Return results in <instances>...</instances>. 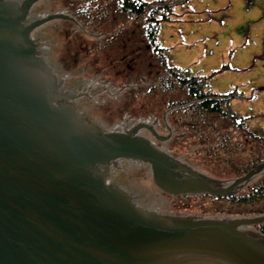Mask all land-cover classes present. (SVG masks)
I'll return each mask as SVG.
<instances>
[{
  "label": "water",
  "instance_id": "1",
  "mask_svg": "<svg viewBox=\"0 0 264 264\" xmlns=\"http://www.w3.org/2000/svg\"><path fill=\"white\" fill-rule=\"evenodd\" d=\"M70 2L75 0H24L15 10L0 3V46L7 48L0 56V264H149L153 254L173 264H264V235L252 225L264 215L202 216L195 215L200 210L174 209L172 197L154 181L157 174L172 181L177 193L196 189L222 196L259 174L264 162L239 177L199 171L191 152L163 150L178 136L157 129L152 116L131 115L132 92L96 75L100 67L89 59L88 42L105 35V29L81 24ZM26 4H34L29 18L43 20L27 24ZM54 12L64 17L43 24ZM54 83L57 91L50 92ZM81 92L72 108L93 126L74 127L45 101ZM102 107L118 113L112 118L100 113ZM147 123L149 129L141 130ZM115 125L124 130L106 131ZM164 151L194 178L177 179ZM122 157L149 161L153 169ZM109 159H115L110 182L129 191L134 201L93 169L94 161ZM151 209L157 218H176L160 223Z\"/></svg>",
  "mask_w": 264,
  "mask_h": 264
},
{
  "label": "rangeland",
  "instance_id": "2",
  "mask_svg": "<svg viewBox=\"0 0 264 264\" xmlns=\"http://www.w3.org/2000/svg\"><path fill=\"white\" fill-rule=\"evenodd\" d=\"M82 2L86 4L87 0L70 2V9L75 11L76 6L82 4ZM212 3L216 5L215 8L208 6V0H187L182 5H176L175 12L178 14L173 15V20L162 22L160 29L166 23H169L167 24L169 27H172L171 25H178L187 29L191 26L195 30L192 32L184 30L181 33V45L186 48L189 47L192 50L188 49L179 53L178 49L173 47L171 55L175 62H181L183 61V57L188 59L191 56H193L192 60H196L197 57L194 56H199L200 54L199 60L207 66L220 62V65L217 67L219 69L224 63L231 65L232 54H235V62L250 65L249 68L246 67L244 69H235L233 67L232 71L234 72L228 71L230 73H227V75L224 74L227 71L222 70V72L217 73L213 78L218 79L221 85H224L229 79L232 80L233 77L241 79L239 80V82L241 81L240 84L237 85L241 87L240 91L246 98L234 99L230 102L229 107L239 115L248 117L247 125L252 131L262 132L264 129V0H213ZM101 6L104 9L105 4ZM78 15L81 24L99 26L105 29L106 32L105 35L98 39L88 42L89 59L95 60L96 64L100 67L96 75L109 80L113 84L126 87L132 92L131 97L128 99L131 115L152 116L157 121V129L178 136L177 143L162 145L163 150L172 151L177 154L191 152L189 158L197 161L199 171L216 172L233 176L246 175V172L238 175L242 168L241 164L248 161L253 162L255 156L257 158L259 153L258 145L247 132L240 131L236 127L234 128L229 121L224 120L220 116L213 115L214 124L212 130L216 126L219 128V131L227 130L225 131L226 135L230 134L234 138L230 141V145L235 150L233 154L222 150L225 147L223 139L216 141L215 147L213 146L215 150L211 154L209 153V155L207 148L211 144L198 142V139L191 141L189 137H186L185 140L184 129L175 125V118L171 114L172 109L166 107L169 96H166V93H163L160 89H156V92L151 90L155 86L154 78L158 76L156 74L158 65L156 59L153 58L152 52L149 50L150 48L143 50L139 55L133 44H130L131 41L136 44L140 42L144 44V41H146L143 31L140 30V26L135 21L124 16L121 12H113V10L109 11L108 16H106V18L113 19V21L118 20L113 23L90 22L79 13ZM196 23L199 24L195 25ZM198 33H201L202 37L193 42L188 40L189 35L196 37ZM160 34H163V31L159 32L158 39L160 38ZM112 36L115 37L112 38ZM165 46L169 50L170 43L165 44ZM134 53L137 55L135 56L136 61H133L134 57L132 55ZM123 56L127 60H122ZM132 57L133 59H131ZM169 63L187 67L174 64L170 61ZM189 65L193 72L199 73L195 65ZM142 70L146 73L152 72H149L148 78L137 80L138 75H143ZM213 78H211L209 81L210 85L207 87L210 90L223 93V91L237 86L217 91L218 89L214 88L211 84ZM244 81L247 84H244ZM99 110L100 113H104L112 118L118 113V111L112 112L107 107L99 108ZM224 124L227 127H223L222 125ZM262 175H264V168L259 175L249 178L248 181L241 183L238 188L231 192L238 193L242 191ZM193 195L202 194L194 193ZM195 202L198 205L197 200ZM195 202H185L183 205L177 203L174 205V209H202V206H196ZM206 205L209 204L207 203Z\"/></svg>",
  "mask_w": 264,
  "mask_h": 264
},
{
  "label": "trees",
  "instance_id": "3",
  "mask_svg": "<svg viewBox=\"0 0 264 264\" xmlns=\"http://www.w3.org/2000/svg\"><path fill=\"white\" fill-rule=\"evenodd\" d=\"M186 1L187 0H87L86 4L82 2V4L77 5L75 10L90 22L113 23L118 21L106 18L108 12L111 10H113V12H121L124 16L135 21L136 24L140 26V30L143 31V35L147 42L143 39L145 42L144 44H142V42L136 44L133 41H131L130 44H133L139 55L143 50H148L150 48L149 50L152 52L153 58L156 59L158 65V69L156 70L158 76L154 78L155 86L151 90L156 92V89H160L163 93H166V96H169L166 107L172 109L171 114L175 118V125L184 129L183 133H185V140L186 137H189L191 141L198 139V142L211 144V146L209 145L207 148V153L209 155V153L211 154L214 152V144L216 141H218V139H223V145H225V147H223L224 149L222 150L233 154L235 150L230 145V141L234 138L231 137L230 134L228 136L226 135L225 131L227 130L219 131L217 126V128L215 127L212 130L214 124L213 115L220 116L224 120L229 121L234 128L236 127L240 131L247 132L258 145L259 153L257 158L255 156L253 162L248 161L241 164L242 168L238 175L242 172H246L247 174L252 168L257 167L260 162L264 161V129L262 132L252 131L247 125L248 117L239 115L235 110L233 111L229 107L230 102L234 99L246 98L240 91V86L237 85L233 87V89L223 91V93L207 88L210 85L209 81L217 73L222 72V70H232L233 67L235 69L237 68L228 63H224L221 68L213 70L211 73H197L193 72L190 65L187 67L173 65L169 63L168 60V48L163 46L158 39L162 22L173 20V15L177 14L175 12V6L179 4L182 5ZM102 4H105L104 9H102ZM113 37L115 36H112V38ZM132 56L134 59L133 57L131 59L136 61V53ZM122 60H127V58L123 56ZM149 72H143L142 76L138 75L137 80L148 78ZM222 126L227 127L225 124ZM169 196L172 197L174 205L177 203L183 205L185 202L191 203L197 200L198 205L202 206L203 210L197 208L200 212H195L197 213L195 215L206 216L208 214L223 213L226 215L251 214L261 217L264 215V175L238 193L232 192L224 196H213L205 192L197 196L193 194ZM207 203L209 205H206ZM254 225L259 233L264 234V220L259 223H254Z\"/></svg>",
  "mask_w": 264,
  "mask_h": 264
},
{
  "label": "flooded vegetation",
  "instance_id": "4",
  "mask_svg": "<svg viewBox=\"0 0 264 264\" xmlns=\"http://www.w3.org/2000/svg\"><path fill=\"white\" fill-rule=\"evenodd\" d=\"M2 1H5L6 3L5 4H7V7H8V9H9V7H13L14 9L13 10H15L16 9V7H20V4H22L23 2H24V0H0V3L2 2ZM13 1V2H12ZM18 2V3H17ZM34 5V4H33ZM33 5L32 6H30L29 7V4H26V6H25V8L27 7H29V9H28V11H27V15H26V20H27V24L28 23H31L32 22V20H34V19H38V17H32V18H29V16L28 15H30L29 14V12H30V10H31V8L33 7ZM2 8H0V18H2V20H3V18H4V16L1 14V12H2ZM10 12V11H9ZM8 12V13H9ZM11 14V13H10ZM57 17H59V16H57ZM61 17H63V16H61ZM60 19H62V18H60ZM52 20H46L43 24H47V23H49V22H51ZM25 24V22L23 23V25ZM59 24H62V23H59ZM17 27H19V26H17ZM37 27V26H36ZM39 27H40V25H39ZM2 28H4V26H3V24H2V22H0V29H2ZM33 30L34 29H32V31H31V33L33 34ZM30 33V39H33L34 38V36L32 37L31 34ZM14 37H16V38H18L19 40H22V36H21V34H15V36ZM39 49V48H38ZM1 50H5V52L3 53ZM6 50H7V48H5V47H3V46H0V56L2 57V55L3 56H5L6 55ZM11 51L14 53V54H16V55H18V52H16V51H14L13 49H11ZM39 53V52H38ZM3 58V57H2ZM10 59H12V60H14V61H17V59H15V58H13L12 56L10 57ZM4 68H6L5 67V65H4ZM16 68H17V70H18V72H19V74H21V75H23L22 74V69L19 67V65H17L16 66ZM48 85V84H47ZM32 88H33V85H30ZM48 87L50 88L51 87V89H50V92H55V91H57V88H56V85H55V83H54V86L52 87L51 85H48ZM40 94H41V97H42V93L41 92H39ZM84 94L81 92V93H79V94H73V93H71V94H67V93H58L57 94V96H55V97H53L52 99H51V97L50 98H46L45 99V101L47 100V101H49L51 104H52V106H53V110H54V108L56 107V109H55V111L54 112H59V114L60 115H64L65 117H67V119L68 120H70V122H72L73 124V126L74 127H78V125H79V123H83V125L84 126H93L94 125V123H92L91 124V122L88 120V117H86V116H79L77 113H76V111H74V109L72 108V104H73V102H75V101H77V100H79L82 96H83ZM58 99V100H57ZM60 99V100H59ZM88 99V98H87ZM71 101V102H70ZM74 116H75V118H74ZM86 121V122H85ZM88 122V123H87ZM85 124H87V125H85ZM94 127H98V129H103V128H101L100 126H98V125H95ZM139 128V127H138ZM141 128V130H143V129H147L148 128V126L147 127H140ZM131 129H133V128H131ZM149 129V128H148ZM103 130H105V129H103ZM140 130V129H139ZM140 130V131H141ZM133 132H134V130H133ZM132 132V133H133ZM145 137V136H144ZM168 153V152H167ZM169 154V153H168ZM170 156H171V158H168L167 159V161L168 162H170V164L172 165V168H171V170H172V173L174 174V176L177 178V179H179L180 181H182V180H188V181H191L190 179H193L194 178V175H193V173L192 172H190V170L185 166V165H182V167H178V165L175 163L174 165L172 164V159H175V157L170 153L169 154ZM116 159H119V158H116ZM121 159H124L123 161H125L126 159H130V160H133L132 162H134V163H142L144 166H146L147 164L148 165H150L151 167H152V163H148V162H146V161H144V160H142V159H134V158H132V157H122ZM114 160L115 159H112V160H102V161H100V162H93V169H95L98 173H100V175H102L103 176V178L106 180V183L108 184V185H110L111 187H113L114 188V190L117 192H120V193H122V191H124V193H122L123 195H124V197H126L127 198V200L130 202L131 200H133V198L131 197V195H130V193H129V191H126L123 187H120V186H118L117 185V183L115 184V183H113V182H110V173H111V165H113V164H111V162H113L114 163ZM128 160H126V161H128ZM176 160V159H175ZM155 174V173H154ZM154 181H155V183L156 184H158L159 185V187H161L164 191H166V193L167 194H173V195H177V194H179V192L177 193L176 192V186H175V184H173L172 183V181L170 182V180L168 179V180H165V181H163L162 179H159L158 177H157V174H155V176H154ZM195 190V189H194ZM194 190H187V191H185V192H188V193H191V192H193ZM134 201V200H133ZM135 208H137L138 210H142V208L140 207V208H138V207H135ZM142 211H144V210H142ZM157 210L156 209H154V210H150V215L155 219V220H157L158 222H162L163 221V223H165V222H168V221H170V220H173V219H175L176 217H173V218H169V217H164V218H162V219H160V218H157V217H155V216H157V212H156ZM192 219V218H191ZM187 260V259H186ZM148 262H149V264H173V261H171L169 258H162L161 256H157L156 254H153V256H152V258L151 259H149L148 260ZM187 262L189 263V264H197V263H199L200 261H198V260H187ZM209 262H211V263H213V261H210V260H206L205 261V264H208ZM215 263H217L218 264V262H215Z\"/></svg>",
  "mask_w": 264,
  "mask_h": 264
},
{
  "label": "crops",
  "instance_id": "5",
  "mask_svg": "<svg viewBox=\"0 0 264 264\" xmlns=\"http://www.w3.org/2000/svg\"><path fill=\"white\" fill-rule=\"evenodd\" d=\"M213 1V0H212ZM212 1L208 0V6H212L215 8V4L212 3ZM243 1V0H242ZM178 14V13H177ZM178 22V21H177ZM169 23H166V25L162 26L161 27V31H163V34H160V38L159 40L161 41V43L165 46V44L167 43H170V46H169V54H168V58H169V61L174 63V64H180V65H183V66H188L189 64H192V65H195L197 68V71L198 72H211V70H214V69H217V67L220 65V62H217L216 64L214 65H210V66H207L206 64L202 63V61L199 60V57H200V54L199 56L196 55L194 57H197L196 60H192L191 57H189L188 59L184 58L183 57V61L181 62H175L172 55H171V50L173 47L177 48L179 53L181 51H187L188 49H191L189 47H184L181 45V40H180V37H181V33L184 32V30H189V32H192V31H195L191 28V26H189L187 29L183 28L182 26H178V25H171L172 27H169V25H167ZM199 23H196L195 25H197ZM191 30V31H190ZM160 31V33H161ZM202 37V34L201 33H198L195 36H192V35H189V38L188 40L193 42V41H196L198 38ZM162 38H163V41H162ZM169 39V40H167ZM235 40V39H234ZM166 41V42H165ZM243 43V42H242ZM230 45V43H229ZM192 50V49H191ZM194 51V50H193ZM198 53V52H197ZM234 56L235 54H232V57H231V65L235 66L237 69H244V68H249L250 65H248L247 63H237L235 62V59H234ZM227 72L224 73L227 75V73H230V72H234L232 70H226ZM230 71V72H228ZM236 74V73H235ZM227 80V79H226ZM239 80L241 79H238V77H233V79H229L226 81V83L224 85H221L220 82L218 81V79L216 78H213L212 81H211V84L213 85L214 88H217L218 90L217 91H223V90H226V89H229L237 84H240ZM249 81V80H247ZM244 84H247L246 81L243 82ZM243 84V85H244Z\"/></svg>",
  "mask_w": 264,
  "mask_h": 264
}]
</instances>
